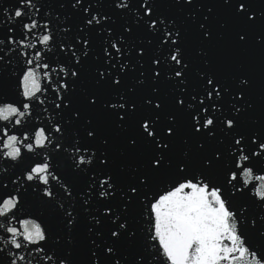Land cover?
Masks as SVG:
<instances>
[{
  "label": "snow or ice",
  "instance_id": "snow-or-ice-1",
  "mask_svg": "<svg viewBox=\"0 0 264 264\" xmlns=\"http://www.w3.org/2000/svg\"><path fill=\"white\" fill-rule=\"evenodd\" d=\"M0 264H264V0L0 5Z\"/></svg>",
  "mask_w": 264,
  "mask_h": 264
},
{
  "label": "water",
  "instance_id": "water-1",
  "mask_svg": "<svg viewBox=\"0 0 264 264\" xmlns=\"http://www.w3.org/2000/svg\"><path fill=\"white\" fill-rule=\"evenodd\" d=\"M200 2H202V3H212V2H214V0H200ZM118 23H120V21H118Z\"/></svg>",
  "mask_w": 264,
  "mask_h": 264
}]
</instances>
